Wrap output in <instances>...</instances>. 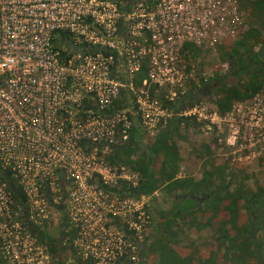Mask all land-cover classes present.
<instances>
[{
    "label": "built area",
    "instance_id": "obj_1",
    "mask_svg": "<svg viewBox=\"0 0 264 264\" xmlns=\"http://www.w3.org/2000/svg\"><path fill=\"white\" fill-rule=\"evenodd\" d=\"M248 26L239 0H0V264L142 263L163 192L127 194L141 174L113 161L136 124L149 145L195 121L228 173L264 157L263 91L225 113L216 95L173 107L228 70L219 45Z\"/></svg>",
    "mask_w": 264,
    "mask_h": 264
},
{
    "label": "trees",
    "instance_id": "obj_2",
    "mask_svg": "<svg viewBox=\"0 0 264 264\" xmlns=\"http://www.w3.org/2000/svg\"><path fill=\"white\" fill-rule=\"evenodd\" d=\"M239 3L250 12V20L248 28L236 41L226 40L220 45V60L229 63L228 70L221 72L217 68L208 79L193 83L191 89L173 103L176 111L191 107L198 99L216 95L218 109L225 113L235 100L264 92V0H239ZM188 47L195 58L205 53L192 44ZM147 71L148 66L144 64L137 84ZM123 94L125 99L117 102V108L126 104L127 93ZM196 124L177 115L149 145H143L140 127L136 124L130 142L115 151L114 162L129 165L141 174L139 185L136 188L124 185V192L141 196L160 189L172 199L169 209L158 211L159 217L154 219L157 227L152 226L156 234L146 237L143 256L152 249L158 257L151 264H264V186L248 189L245 185L248 175L228 173L227 164H216L212 158L218 147L216 138L195 148L198 156L206 158L203 179L178 177L181 157L176 137L180 136L182 125ZM157 161L159 167H156ZM183 226L196 231L211 227L214 231L217 248L210 250L205 261L201 260L200 253L177 247L178 231L175 230ZM50 245L53 252L58 250L54 243ZM221 249H224L222 256ZM149 258L143 257L141 264H150Z\"/></svg>",
    "mask_w": 264,
    "mask_h": 264
},
{
    "label": "rangeland",
    "instance_id": "obj_3",
    "mask_svg": "<svg viewBox=\"0 0 264 264\" xmlns=\"http://www.w3.org/2000/svg\"><path fill=\"white\" fill-rule=\"evenodd\" d=\"M246 13H250L249 11L245 10ZM249 20H250V14H249ZM221 45V44H220ZM219 45V48H220ZM220 52H219V58L220 59ZM202 57H208V52H203ZM214 59L215 62L218 60ZM221 61V60H220ZM203 69H204V75H210V69L212 67V62L210 61H203ZM214 65V64H213ZM211 77V76H210ZM180 135L183 137V142H180L179 140V146L183 150V154L186 155L187 152L191 153L190 155H187V159H189V162L191 163L190 172L194 173L200 172L201 174H204L205 171V157L198 156L197 152L195 151V148L199 145H202L203 143H209V137L206 136V134L199 128V126H187L182 125L180 128ZM179 138L176 137V140ZM181 139V138H180ZM214 162L217 163L219 161L220 163H223L224 160L221 159V157L217 154V150L214 151V156L212 157ZM159 161L156 163V167H159ZM224 164V163H223ZM230 166V165H229ZM183 171H186L185 169ZM233 171L237 175H248L245 185L248 189L256 190V187L258 185L264 186V157L262 158H246L242 160H236L235 163L231 164L230 166V172ZM242 171V172H240ZM244 172V173H243ZM163 192V191H162ZM163 209H169L171 206L172 199L169 195H166L163 192V195L160 197V199L156 200ZM175 231H178V243L177 247L180 250L189 251V249L192 247V252L196 253V250L194 248H198L201 251H206L210 245L216 246V244L213 241V237L215 236L214 231L210 228H204L202 231H196L195 228H192L190 226H183V228L178 227ZM152 250V249H151ZM149 251L150 253L154 254V251ZM67 256V252L65 253ZM154 257H150L148 263H153L155 257H158L157 253L154 254ZM62 257L65 261L68 259V257Z\"/></svg>",
    "mask_w": 264,
    "mask_h": 264
},
{
    "label": "crops",
    "instance_id": "obj_4",
    "mask_svg": "<svg viewBox=\"0 0 264 264\" xmlns=\"http://www.w3.org/2000/svg\"><path fill=\"white\" fill-rule=\"evenodd\" d=\"M190 126H193V125H190ZM194 127H196V126H194ZM181 136V137H180ZM179 136V138L176 140V143H177V146H178V148H179V152H180V157H181V160H180V163H179V166H180V168H179V173H178V177H194L195 178V180L196 181H200V180H202L203 179V176H204V174L202 173H200V172H194V173H191L190 172V169H192L191 167V163L189 162V159H187L188 157H187V155H190L191 153H189V152H187L186 153V155H184L183 154V150H182V146L180 147L179 146V140H180V142H183V137H182V135H180ZM181 138V139H180ZM204 144V143H203ZM202 144V145H203ZM216 164H220V162L219 161H217V163ZM186 170V171H183V170ZM227 172H228V170H227ZM229 178V177H228ZM161 209H163V207H161L157 202H155V203H153L152 204V213H153V216H154V219L155 220H157L158 219V211L159 210H161ZM166 209V208H165ZM153 225H155L156 227H157V222L155 223L154 222V224ZM205 228H207V227H205ZM211 228V227H210ZM204 229V228H203ZM203 229H201L200 231H202ZM212 229V228H211ZM199 231V232H200ZM155 234H156V232H155V229L153 230L152 229V231H151V235L152 236H155ZM191 249H193L192 247L190 248V250ZM195 250H196V252L197 253H200L201 255H203L202 257H206V255L207 254H209V252H210V250H214L215 249V246L214 245H210V247L206 250V251H201V250H199L198 248H194ZM192 251V250H191ZM155 254V253H154ZM154 254H152V253H147L145 256H144V258L145 259H147V257H154L155 255ZM149 261V260H148Z\"/></svg>",
    "mask_w": 264,
    "mask_h": 264
},
{
    "label": "flooded vegetation",
    "instance_id": "obj_5",
    "mask_svg": "<svg viewBox=\"0 0 264 264\" xmlns=\"http://www.w3.org/2000/svg\"><path fill=\"white\" fill-rule=\"evenodd\" d=\"M64 217H65V221L68 220V219H67V218H68V215H67V214H65ZM153 224H154V223H153ZM215 248H217V246H215ZM223 252H224V249H221V250H220V255H221V256L223 255ZM218 258L223 259L224 257H218ZM201 260H202V261H205V257H201ZM228 264H230V262H228Z\"/></svg>",
    "mask_w": 264,
    "mask_h": 264
}]
</instances>
